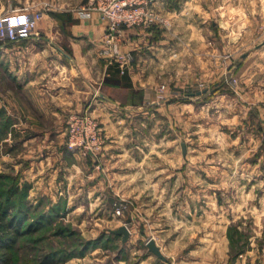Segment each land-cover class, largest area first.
Instances as JSON below:
<instances>
[{"label":"crops","instance_id":"crops-1","mask_svg":"<svg viewBox=\"0 0 264 264\" xmlns=\"http://www.w3.org/2000/svg\"><path fill=\"white\" fill-rule=\"evenodd\" d=\"M177 1L175 12L160 11L172 22L171 28L123 30L121 49L131 51L134 59L121 73L99 54L105 29L100 14L93 11L83 17L77 12L84 0H0V15L22 7L43 12L31 35L0 41V100L6 102L4 113L12 118L0 146V170L13 169L21 182L29 181L34 197L64 198L82 190L89 195L93 189L100 196L105 191L103 179L89 173L84 160H77L78 153L66 147L71 113L87 109L99 119L110 137L104 151L110 165L119 139L115 126L125 118L151 114L157 103L161 112L174 103L172 108L183 111L185 86L202 82L224 87L227 77L236 76L239 95L264 100V0ZM159 4L170 9L168 0H156V9ZM170 33L175 34L174 41ZM73 179L84 182L78 185ZM207 234L200 239H206L209 253L201 251L195 259H179L176 264H231L225 239L217 248ZM151 236L165 259L148 249L137 259L135 251L123 248L111 263L105 262L108 255L95 253L77 260L87 261L79 264H172L173 258L163 249L168 244L175 247L176 241L161 245ZM137 240L132 234L127 245H138ZM240 262L250 264L248 259Z\"/></svg>","mask_w":264,"mask_h":264},{"label":"rangeland","instance_id":"rangeland-1","mask_svg":"<svg viewBox=\"0 0 264 264\" xmlns=\"http://www.w3.org/2000/svg\"><path fill=\"white\" fill-rule=\"evenodd\" d=\"M168 3L169 10L164 4L156 9L164 21L143 28H171L172 22L165 21L162 13L175 12L179 2ZM169 38L174 41L175 34ZM235 77H227L229 82L221 89L218 83L185 86L180 102L183 111L172 108L174 103L166 113L161 112L157 103L151 114L125 118L114 128L119 139L110 165L104 153L110 137L102 129L101 168L80 152L77 160H84L89 173L103 179V195L93 189L89 195L82 190L80 195L64 198L34 197L29 181L21 182L13 169H1L0 200L14 188L11 198L25 210L19 215L29 220L44 213L46 218L33 233H23L10 247L0 248V264L4 260L8 264H47L42 255L48 253L59 260L54 264L85 263L86 259H77L90 253L108 255L104 261L111 263L123 248L135 251L139 259L147 252L151 234L161 245L176 241L175 247L168 244L163 249L176 264L179 259H195L201 251L209 253L206 239H200L203 233H210L217 248L225 239L231 264H241L243 259L264 264V100L239 95ZM202 89L206 91L196 93ZM4 105L8 106L0 100L2 147L12 123ZM52 206L57 209L46 214ZM212 221L214 228L207 225ZM19 223L21 228L26 226L24 220ZM121 225L129 229L124 243L112 231ZM132 234L138 245H127Z\"/></svg>","mask_w":264,"mask_h":264},{"label":"built area","instance_id":"built-area-1","mask_svg":"<svg viewBox=\"0 0 264 264\" xmlns=\"http://www.w3.org/2000/svg\"><path fill=\"white\" fill-rule=\"evenodd\" d=\"M156 0H84L78 6L80 16H89L96 11L105 22L100 56L109 65L127 71L134 56L123 51V30L150 26L164 21L155 8ZM43 15L42 10L22 7L0 15V41L14 42L32 34ZM167 19L165 18V21ZM100 123L84 109L69 115L66 125V146L70 151L88 156L97 168H101L104 137Z\"/></svg>","mask_w":264,"mask_h":264},{"label":"trees","instance_id":"trees-1","mask_svg":"<svg viewBox=\"0 0 264 264\" xmlns=\"http://www.w3.org/2000/svg\"><path fill=\"white\" fill-rule=\"evenodd\" d=\"M117 69H118V67H117ZM13 189H9L7 191V193L5 194L4 199L0 200V206H1V208H0V248L10 247L12 242H14V241L16 242L17 239L19 238V236H21V234L33 233V231L37 230L42 223H45L44 219L46 218V215L44 213L37 215L36 218H30L29 220L28 219L26 220L25 215L24 216L19 215L20 212H22V211L25 212V210H23L24 207L16 205L17 202L15 204V202L12 200L11 196L13 194L12 193ZM0 194H2V193H0ZM28 205H30V204H27V206ZM32 206L34 208L35 205H32ZM53 209H57V207L52 206L50 208V210L48 211L49 213H46V214L53 213L54 212ZM29 210H32V209L28 208V212H29ZM21 220L26 221V226L23 228H21L19 226V224H20L19 222ZM10 233H12V236L7 237L8 235H10ZM52 255L53 254H51V253L42 255V258H43L42 262L44 261L47 264H54L53 263V261H54V262L58 263L59 260H55L54 256H52ZM4 262H5L4 264H6V263L8 264L9 261L4 260Z\"/></svg>","mask_w":264,"mask_h":264},{"label":"water","instance_id":"water-1","mask_svg":"<svg viewBox=\"0 0 264 264\" xmlns=\"http://www.w3.org/2000/svg\"><path fill=\"white\" fill-rule=\"evenodd\" d=\"M206 89L203 90H199L196 93L200 94L202 92H205ZM114 233L121 235L122 237V242L124 243L127 238L129 237V229L127 228V226L125 225H121L119 226L117 229L112 230ZM146 246L149 249V251H151L152 253H154L155 255H157L159 258L161 259H165L164 255L162 254L160 247L156 244L155 240L153 237H150L147 242H146Z\"/></svg>","mask_w":264,"mask_h":264}]
</instances>
